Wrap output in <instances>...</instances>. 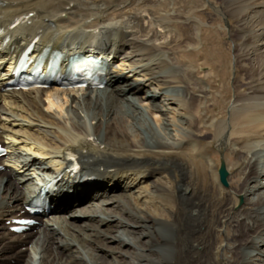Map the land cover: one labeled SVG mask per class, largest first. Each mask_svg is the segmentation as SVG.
<instances>
[{
	"label": "bare ground",
	"instance_id": "obj_1",
	"mask_svg": "<svg viewBox=\"0 0 264 264\" xmlns=\"http://www.w3.org/2000/svg\"><path fill=\"white\" fill-rule=\"evenodd\" d=\"M33 40L105 49L104 87L5 90ZM0 80V264H264V0H0Z\"/></svg>",
	"mask_w": 264,
	"mask_h": 264
},
{
	"label": "rangeland",
	"instance_id": "obj_2",
	"mask_svg": "<svg viewBox=\"0 0 264 264\" xmlns=\"http://www.w3.org/2000/svg\"><path fill=\"white\" fill-rule=\"evenodd\" d=\"M207 20H208L207 21L208 27L207 28L204 27L203 36H204V42L206 41V43L210 47V51L208 50V52L210 53V58H209V61L207 62L202 61V65L205 66L204 70H208V68L213 69L214 67H219V65H221L224 61H226L228 58V49L231 44L230 38L228 37V35H225L222 29L220 28L219 21L217 19H209V18ZM222 24L225 27L228 24L227 20H223ZM5 118H6L5 115L0 113V120L3 121L5 120ZM221 156H222L221 153L216 154V157H217L216 159H218L217 163H218L219 168L221 165V159H222ZM187 193H189V191L186 192V194ZM91 248H92V245H91Z\"/></svg>",
	"mask_w": 264,
	"mask_h": 264
},
{
	"label": "water",
	"instance_id": "obj_3",
	"mask_svg": "<svg viewBox=\"0 0 264 264\" xmlns=\"http://www.w3.org/2000/svg\"><path fill=\"white\" fill-rule=\"evenodd\" d=\"M219 175H220L221 182L224 185H228V181H227L228 170L226 168L224 160H222V165H221L220 170H219Z\"/></svg>",
	"mask_w": 264,
	"mask_h": 264
}]
</instances>
